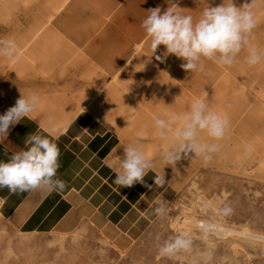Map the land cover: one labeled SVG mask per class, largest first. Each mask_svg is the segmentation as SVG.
Returning a JSON list of instances; mask_svg holds the SVG:
<instances>
[{
    "label": "rangeland",
    "instance_id": "obj_1",
    "mask_svg": "<svg viewBox=\"0 0 264 264\" xmlns=\"http://www.w3.org/2000/svg\"><path fill=\"white\" fill-rule=\"evenodd\" d=\"M215 1L222 3V0ZM245 2L249 3V0H234L237 7ZM65 3L64 0H9L0 9V39L13 40L19 51L18 60L0 56V86L15 101L21 93L26 96L37 94L40 104L33 114L45 123L51 119L56 122L66 120L70 110L86 107V103L101 107L106 104L110 111H119L125 118L123 126L131 135L126 136L127 145L148 146L153 141L141 132L147 133L143 128L151 131L153 123L146 126L141 115L136 118L131 103L134 95L139 101L138 113L165 99L174 109L178 106L176 102L180 97L177 95L182 94V88L154 72L149 73L152 78L147 83L152 87L144 90L135 88V81L120 74H113L110 82L102 87H62L61 73L54 71L55 46L49 23ZM257 36L254 32L251 48L263 53L264 43ZM247 56H238L231 66V69L237 66L234 73L239 75L231 77L225 84L229 92L227 98L222 97L217 87L205 100L211 111L228 121L223 139L230 145L224 149L225 144L214 141L219 145V151L211 160L187 157L174 167L164 168L166 179L169 174L175 176L176 181L167 179L173 191L156 200L165 205V215H156L147 229L133 239L127 238L125 243L88 221L67 233L25 234L0 216V264H264V238L243 233L245 230L264 236V152L259 153L261 145L256 141L250 150L245 141L242 143L234 136L235 124L248 114L246 109L255 104L251 103L256 101L255 97L264 100V60L250 66ZM143 65L142 68L149 69ZM243 72L247 73L245 77ZM209 73H206L207 77ZM123 78L125 81H121ZM241 87L243 93H240ZM139 91L144 94L137 96ZM143 99L146 103L140 102ZM247 102L246 108L237 115ZM252 116L257 118L252 121L255 133L264 132V107L257 109L253 105ZM228 134L232 138H228ZM201 135L202 139H208L205 134ZM159 151L149 159L153 168H157L156 160L161 157ZM225 205L232 209L226 216L219 212ZM198 221L220 224L235 231L226 233L211 229L205 232ZM181 233L191 239L190 250L171 257L161 256L159 249L164 241Z\"/></svg>",
    "mask_w": 264,
    "mask_h": 264
},
{
    "label": "crops",
    "instance_id": "obj_2",
    "mask_svg": "<svg viewBox=\"0 0 264 264\" xmlns=\"http://www.w3.org/2000/svg\"><path fill=\"white\" fill-rule=\"evenodd\" d=\"M64 1L66 3L59 14L57 12L49 23L52 25L49 32L54 37L55 46L54 71L61 73L59 82L62 87H102L110 82L113 74H120L127 80L135 81V88L144 90L152 87V84L147 83L152 78L149 73L154 72L161 74L167 82H176L182 88L183 95H177L180 99L174 109H171V102L165 99L153 108L140 109L138 113L139 101L135 100L136 94L134 95L131 103L134 105L136 118L141 115L146 126L153 123L157 116L166 117L188 111L194 100H206L209 92L217 87L222 97H226L229 92L225 89V84L231 77L237 78L239 75L234 73L237 66L231 69V66H217L211 61H204L203 71L191 73L181 67L184 61L175 55H168L161 62L156 56H162L166 51L163 45L159 46L151 62L145 64L149 69L142 68L143 63L139 62L147 61V56L152 55L150 38L141 26L142 21L149 9L159 6L162 11L166 10L169 0ZM8 3L9 0H0V9ZM171 3L183 8V13L191 15L194 20L200 17L205 8L220 5L215 0H171ZM253 11L257 20L249 37L250 47L254 32L258 35L257 39L264 43V0H256ZM246 55L247 48L239 54L241 57ZM206 73L210 75L207 77ZM246 74L243 72L242 75L245 77ZM124 78L121 81H125ZM139 92H136L137 96L144 94ZM240 93H243V87L240 88ZM255 98L256 101L251 103H255L253 105L257 109H263L264 100ZM141 101L146 103L144 99ZM15 104L16 101L0 86V115H4ZM248 104L249 102L243 104L237 115ZM85 105L86 107L70 110L67 119L58 122L51 119L45 123L32 113L10 127L7 139L0 140V161H7L13 153L26 150L28 146L25 140L29 134L47 136L57 144L60 152L56 178L66 184L63 192L50 194L39 189L11 194L8 188H0V216L25 234L67 233L88 221L125 243L127 238L133 239L148 228L156 216L153 210L156 200L173 191L167 179L175 183V176L168 174L166 179L167 171L164 168L167 166H164L159 157L156 160L157 168L149 171L143 184L136 183L132 187L122 188L115 185L113 180L118 160L124 155L126 136H131L126 126H123L125 118L119 111H110L106 104L102 107L87 103ZM253 105L248 106V114L235 124L234 136L242 143L245 141L250 150L256 141L261 145L258 150L260 153L264 152V132L255 133L252 121L257 118L252 116ZM143 129L148 134L141 132L142 135L149 136L153 142L140 147L147 158L151 159L154 153L159 150L161 153L167 145L155 135L154 127L149 132ZM231 136L228 134V138ZM224 140L226 139L222 138L219 141L222 145L225 144L223 148L226 149L230 143ZM156 174L165 176L166 183L163 187H156Z\"/></svg>",
    "mask_w": 264,
    "mask_h": 264
},
{
    "label": "clouds",
    "instance_id": "obj_3",
    "mask_svg": "<svg viewBox=\"0 0 264 264\" xmlns=\"http://www.w3.org/2000/svg\"><path fill=\"white\" fill-rule=\"evenodd\" d=\"M256 0L245 2L237 7L234 0H222L218 6L205 8L200 17L194 20L191 15L183 13V8L171 3L162 11L158 6L149 9L142 21V27L150 38L152 55L147 56L151 62L159 46L166 51L156 56L161 62L168 55H175L184 61L181 67L187 72L204 70V61H211L217 66H232L239 54L248 49L247 63L255 66L264 60V53L250 47L249 37L256 26L254 7ZM0 56L8 60H18L17 44L10 39H0ZM40 97L35 94L24 95L10 107L4 115H0V140L7 139L11 126L20 123L36 111ZM228 121L219 113L211 111L205 100L197 98L189 110L180 114L154 118L155 135L166 142V149L161 152L164 166L174 167L177 162L187 157H198L209 161L219 151V141L225 136ZM205 134L207 140L202 139ZM26 150L13 153L7 161H0V188H8L11 194L33 190L47 193L63 192L64 181L56 178L59 168V148L47 136L29 134L25 140ZM153 168L137 143L124 147L123 157H119L113 183L118 187H132L136 183H144V177ZM156 187H163L165 176L155 175ZM147 187V185H145ZM158 216L166 214L165 205L156 202L153 206ZM223 215L232 212L228 205L219 209ZM205 232L215 227L204 224ZM192 241L184 234H177L165 240L159 252L161 256H174L181 251L190 250Z\"/></svg>",
    "mask_w": 264,
    "mask_h": 264
},
{
    "label": "bare ground",
    "instance_id": "obj_4",
    "mask_svg": "<svg viewBox=\"0 0 264 264\" xmlns=\"http://www.w3.org/2000/svg\"><path fill=\"white\" fill-rule=\"evenodd\" d=\"M208 223H210V224H213V225H215V227L213 228V229H215V230H217V232L218 231H224V232H229V231H235V229H229V228H226L225 226H223V225H220V224H216V223H211V222H204V221H198V225L200 224V225H204V224H208ZM232 233V232H231ZM236 233V232H235ZM243 233H245L247 236H258L259 238L261 237V238H264V236L263 235H255V234H252L251 232H249V231H243ZM239 234H240V232H239Z\"/></svg>",
    "mask_w": 264,
    "mask_h": 264
}]
</instances>
